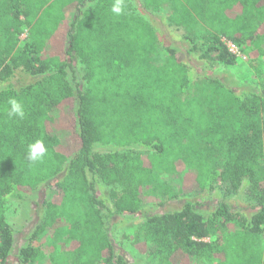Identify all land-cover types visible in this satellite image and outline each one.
I'll use <instances>...</instances> for the list:
<instances>
[{"label":"trees","instance_id":"trees-1","mask_svg":"<svg viewBox=\"0 0 264 264\" xmlns=\"http://www.w3.org/2000/svg\"><path fill=\"white\" fill-rule=\"evenodd\" d=\"M113 3L0 0V264L15 251L7 207L45 185L59 196L45 202L31 241L61 217L74 233L53 264H127L107 228L114 217L141 212L156 175L181 176L177 188L161 186L166 200L193 192L224 200L208 215L187 201L147 218L135 249L159 264H264V194L250 216L225 200L245 181L254 191L264 182V94L239 93L212 77L193 93L191 68L153 24L170 9L189 53L231 67L238 57L229 45L264 58V0H124L119 15ZM23 75L31 81L18 82ZM13 97L24 104L23 119L8 116ZM36 140L47 154L32 163L28 145ZM98 183L113 188L109 204ZM229 222L239 230L228 233ZM17 259L35 263L43 254L30 244Z\"/></svg>","mask_w":264,"mask_h":264},{"label":"rangeland","instance_id":"rangeland-1","mask_svg":"<svg viewBox=\"0 0 264 264\" xmlns=\"http://www.w3.org/2000/svg\"><path fill=\"white\" fill-rule=\"evenodd\" d=\"M140 6L141 0H134ZM74 12H71L69 18H73ZM170 9L164 8L160 14L153 17V24L159 29V37L165 46L174 45L179 49L180 57L192 70L194 79V90L199 93L200 83L206 81L208 77L221 80L229 88H233L239 93L256 91L264 94V58L250 57L251 47L237 48L229 45L230 50L235 53L238 60L234 66H211L199 58V53H189L188 43L182 39V31L175 30L169 23ZM27 42V30L20 38V50L25 49ZM161 52L162 59L166 56ZM79 70V68H78ZM81 73V69L78 71ZM18 82L27 84L31 78L23 75ZM79 82H82L81 80ZM83 83V82H82ZM20 84V83H19ZM82 88V85H79ZM136 154L144 155V151L133 149ZM180 175H156L148 184L147 191L149 196L143 205L141 212L136 216L114 217L107 228L110 239L113 242L115 253L122 255L127 264H159L153 254L139 252L132 245L135 232L146 221L147 218L164 213H173L182 209L187 201H193L198 204V211L204 215L212 213L218 204L224 200L220 192L201 194L193 192L191 194L181 193L178 198L166 200L160 191L161 186L171 185L174 188L179 186ZM253 187L245 181L240 189L225 198L231 211L236 214L250 216L257 209V198L259 194H264V182L260 183L259 189L254 191ZM112 187L98 183V193L109 204V194ZM59 196V193L53 190L52 186H42L37 192L26 195L23 200L12 202L6 209L8 222L15 230V251L7 264H18L17 255L21 248L32 245L39 248L43 254V260L29 264H53L51 257L54 254H63L66 250V244L69 238L74 234L71 228L70 220L66 217L57 219L51 228L36 240L31 241V234L35 229L43 224L45 215V202L52 201ZM227 232L234 233L239 230L235 222L227 224ZM214 239H207L210 242ZM264 244V233H263Z\"/></svg>","mask_w":264,"mask_h":264},{"label":"clouds","instance_id":"clouds-1","mask_svg":"<svg viewBox=\"0 0 264 264\" xmlns=\"http://www.w3.org/2000/svg\"><path fill=\"white\" fill-rule=\"evenodd\" d=\"M124 10V0H114L111 11L117 15ZM10 105L8 109L9 117H19L21 119L25 116L24 104L16 98H10L8 101ZM47 154V148L42 140H36L34 143L28 145L27 159L32 163L40 162Z\"/></svg>","mask_w":264,"mask_h":264}]
</instances>
